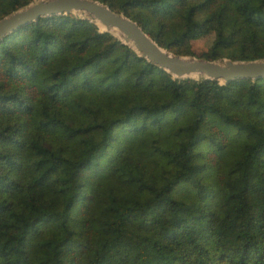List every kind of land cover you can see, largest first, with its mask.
<instances>
[{
	"label": "trees",
	"instance_id": "1",
	"mask_svg": "<svg viewBox=\"0 0 264 264\" xmlns=\"http://www.w3.org/2000/svg\"><path fill=\"white\" fill-rule=\"evenodd\" d=\"M99 1L175 54L264 59V0ZM0 264H264V78L175 80L73 14L5 36Z\"/></svg>",
	"mask_w": 264,
	"mask_h": 264
},
{
	"label": "water",
	"instance_id": "2",
	"mask_svg": "<svg viewBox=\"0 0 264 264\" xmlns=\"http://www.w3.org/2000/svg\"><path fill=\"white\" fill-rule=\"evenodd\" d=\"M69 14L94 23L100 32L110 33L175 80H217L226 85L237 79L264 78V59L220 61L175 54L159 45L136 21L99 0H34L0 18V40L41 18Z\"/></svg>",
	"mask_w": 264,
	"mask_h": 264
},
{
	"label": "rangeland",
	"instance_id": "3",
	"mask_svg": "<svg viewBox=\"0 0 264 264\" xmlns=\"http://www.w3.org/2000/svg\"><path fill=\"white\" fill-rule=\"evenodd\" d=\"M214 39V33H209L199 39L191 41V50L193 51L194 55H186V56H194L201 58L202 54L209 48L212 41ZM205 59V58H203ZM224 58L218 59L222 61Z\"/></svg>",
	"mask_w": 264,
	"mask_h": 264
},
{
	"label": "bare ground",
	"instance_id": "4",
	"mask_svg": "<svg viewBox=\"0 0 264 264\" xmlns=\"http://www.w3.org/2000/svg\"><path fill=\"white\" fill-rule=\"evenodd\" d=\"M100 28H102V26H99Z\"/></svg>",
	"mask_w": 264,
	"mask_h": 264
}]
</instances>
